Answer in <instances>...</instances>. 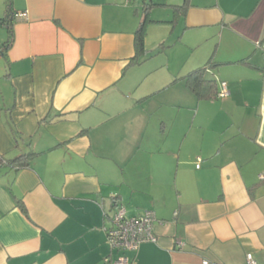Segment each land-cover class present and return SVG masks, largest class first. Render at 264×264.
Segmentation results:
<instances>
[{
    "label": "crops",
    "instance_id": "obj_1",
    "mask_svg": "<svg viewBox=\"0 0 264 264\" xmlns=\"http://www.w3.org/2000/svg\"><path fill=\"white\" fill-rule=\"evenodd\" d=\"M184 1L0 0V264H112L115 202L156 216L128 264H264V0Z\"/></svg>",
    "mask_w": 264,
    "mask_h": 264
},
{
    "label": "built area",
    "instance_id": "obj_2",
    "mask_svg": "<svg viewBox=\"0 0 264 264\" xmlns=\"http://www.w3.org/2000/svg\"><path fill=\"white\" fill-rule=\"evenodd\" d=\"M134 0H126L130 3ZM14 17L26 18V12H15ZM229 91L225 81L220 82L218 97L228 96ZM198 166V165H197ZM156 219L155 213L151 210H145L140 214L128 216L125 207L121 204H116L113 213L110 217V225L106 227V242L110 250L119 253L115 259H105L106 263L112 264H128L129 259L125 252L136 250L143 242H153L156 237L153 233V223ZM248 264H255L251 255H247ZM202 264H208V261H203Z\"/></svg>",
    "mask_w": 264,
    "mask_h": 264
},
{
    "label": "trees",
    "instance_id": "obj_3",
    "mask_svg": "<svg viewBox=\"0 0 264 264\" xmlns=\"http://www.w3.org/2000/svg\"><path fill=\"white\" fill-rule=\"evenodd\" d=\"M188 4V0H185L180 5H174V18L175 21L178 19L180 15L184 14V9H186ZM147 11L148 5L144 7ZM14 18V13L9 12L6 10L5 14L0 17V27H3L6 29L7 37L5 40L0 42V57L6 58V52L10 48L13 42V29H12V20ZM145 24L146 19H144L141 23L139 28L137 29L135 33L134 38V47H135V55L132 58L131 62H134L138 56L144 54L146 52L144 50V35H145ZM216 64L214 61H212V58L210 57L209 60H207L202 66L195 67L188 71L182 78L184 79V82L187 86V88L195 94V96L198 99H214L217 98V94L219 91L217 82L213 78L206 77L205 73L206 70H208L211 67H214ZM264 71V68H262ZM35 155L33 152H25L18 157H16L14 160L10 162V165L19 167L21 165L25 164V161L27 159L32 158ZM118 202H115L114 206H116ZM20 208L25 211V208L23 204L19 203Z\"/></svg>",
    "mask_w": 264,
    "mask_h": 264
},
{
    "label": "rangeland",
    "instance_id": "obj_4",
    "mask_svg": "<svg viewBox=\"0 0 264 264\" xmlns=\"http://www.w3.org/2000/svg\"><path fill=\"white\" fill-rule=\"evenodd\" d=\"M1 28V27H0ZM1 30V29H0ZM0 32H3V31H0ZM2 40H0L1 42ZM162 46H166V44L162 45ZM161 46L160 45H157L155 48H153V50H151L148 54V51L146 52L149 56V58H152L153 62L158 64V65H162V64H165L166 62V56L165 54H161V53H158L161 51V49H159ZM151 55V56H150ZM0 60H1V57H0ZM169 62L170 64H177L178 62L176 61V56H174V53H170L169 55ZM1 62V61H0ZM166 68V67H165ZM172 68V67H171ZM173 69V68H172ZM1 80V79H0Z\"/></svg>",
    "mask_w": 264,
    "mask_h": 264
},
{
    "label": "water",
    "instance_id": "obj_5",
    "mask_svg": "<svg viewBox=\"0 0 264 264\" xmlns=\"http://www.w3.org/2000/svg\"><path fill=\"white\" fill-rule=\"evenodd\" d=\"M149 0H146V2H148Z\"/></svg>",
    "mask_w": 264,
    "mask_h": 264
}]
</instances>
